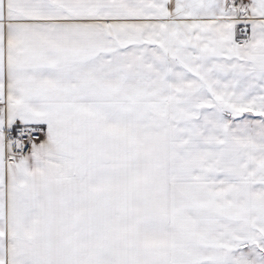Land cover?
<instances>
[{
	"label": "snow or ice",
	"instance_id": "6c2138e0",
	"mask_svg": "<svg viewBox=\"0 0 264 264\" xmlns=\"http://www.w3.org/2000/svg\"><path fill=\"white\" fill-rule=\"evenodd\" d=\"M0 264H264V0H0Z\"/></svg>",
	"mask_w": 264,
	"mask_h": 264
}]
</instances>
